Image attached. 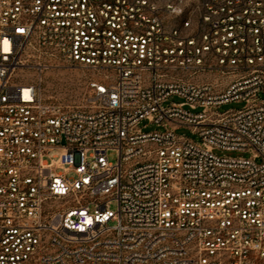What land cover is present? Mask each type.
I'll use <instances>...</instances> for the list:
<instances>
[{"label": "built area", "instance_id": "2783aa9c", "mask_svg": "<svg viewBox=\"0 0 264 264\" xmlns=\"http://www.w3.org/2000/svg\"><path fill=\"white\" fill-rule=\"evenodd\" d=\"M261 95L264 0H0V264H264Z\"/></svg>", "mask_w": 264, "mask_h": 264}, {"label": "rangeland", "instance_id": "374dc122", "mask_svg": "<svg viewBox=\"0 0 264 264\" xmlns=\"http://www.w3.org/2000/svg\"><path fill=\"white\" fill-rule=\"evenodd\" d=\"M92 75L87 70L80 67H70L65 63H56L52 68L45 71L42 74L41 91L43 98L47 102L57 103L64 107H78L83 104L84 95L86 92L87 80ZM32 78V76H30ZM221 82H224L223 78H219ZM36 81V78H34ZM261 99L264 100V95H261ZM171 102L180 103L182 99L174 97ZM245 106L244 102H232L220 107L219 112H225L229 110H239ZM201 109L192 111L193 113L200 112ZM145 132L162 131V127H158L155 124H150L147 121H143L140 125ZM176 133L178 135H185L187 138L193 141H199V137L193 134L187 127L177 128ZM219 155H227L229 157H249V154L243 152H220L216 151ZM108 159L114 163L117 160L116 151H110L108 153ZM112 209H116V204L111 206Z\"/></svg>", "mask_w": 264, "mask_h": 264}]
</instances>
